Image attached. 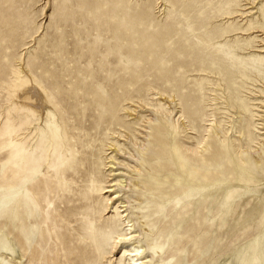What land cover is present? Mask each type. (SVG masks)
Returning a JSON list of instances; mask_svg holds the SVG:
<instances>
[{
  "label": "rangeland",
  "instance_id": "1",
  "mask_svg": "<svg viewBox=\"0 0 264 264\" xmlns=\"http://www.w3.org/2000/svg\"><path fill=\"white\" fill-rule=\"evenodd\" d=\"M229 51L264 55V0H0V264H129L127 224L146 264H264V97Z\"/></svg>",
  "mask_w": 264,
  "mask_h": 264
},
{
  "label": "bare ground",
  "instance_id": "2",
  "mask_svg": "<svg viewBox=\"0 0 264 264\" xmlns=\"http://www.w3.org/2000/svg\"><path fill=\"white\" fill-rule=\"evenodd\" d=\"M218 46H219V48H221L223 46V44H218ZM224 54L230 60L235 59L234 63H238L239 65H241L244 68V69L242 68L244 70L243 71V77H244V79L246 81L247 80H252L254 83L260 84L259 87L258 86L255 87L256 91L253 94H255L256 96L264 97V55H250L248 57H236L230 51L229 52H224ZM166 72H167L166 68H163L162 77L167 75ZM253 78L255 80H253ZM227 90L229 91V93H231L233 91L232 94H231V98L228 100V103H232L235 106V108H237V110L239 112L238 114H242L243 112H245V110L247 109V104L242 102L241 98H239V94L237 93V91L233 90V89H230V87H227ZM18 97L21 100H24V99L28 100L26 102L29 104V106L33 107L34 110H39L41 112L42 116L46 115L45 114L46 113V107H45L44 94L42 93V91L40 89V84L37 81H32L31 80L30 84H29V86L27 88H25L23 90L21 89L20 91H18ZM253 99H257V98L253 97ZM193 101H195V99ZM259 104H261V106H258V104L257 105H252V106H254V107H256L257 109L260 110V111L259 110H255L254 113H255L256 117L258 118V121L261 122L259 124V128L262 127L260 130H264V105H263L264 103L262 101H259ZM186 105H187L186 106L187 109L190 110V114H191L190 117L192 118V120H196V116L198 115V113H197V109L198 108L196 109V107H194L193 103H191L190 106H188V104H186ZM193 107H194V109H193ZM163 115H167V113L164 112ZM50 127H51L52 130L56 129V127H54L53 124H50ZM248 127H249L248 122L244 121V125L242 127V130L247 129ZM242 130H241V128H239V132H242ZM259 136H260V140H259L258 144L261 145L262 143H264V133L263 134L261 133ZM257 137H258V135H257ZM165 142H166V139H165ZM258 150L259 149L257 148L254 151H258ZM136 185L137 184L134 183V186H136ZM114 186L115 185L109 186L108 189L105 191V193H111V192L114 193V195H113L114 198L113 199H114L115 202H117L119 200V197H120L119 196V191L112 190L110 188V187H114ZM109 201L107 202V208L109 206ZM204 209H206V208L203 207V210ZM203 210H202V212L199 213L200 216H202L205 221H209V214L208 213H204ZM254 210H256V209H247L246 208V209H242V212H241V214H243V219H247L248 220L247 221L248 225H247V223H246V225L249 226V228L250 227L252 228L251 225H253L252 223H249V222L250 221L252 222V220L254 218L253 217L254 214H255ZM124 212H126V209L122 211V213H124ZM217 214L220 216V215H222V212L219 211V212H217ZM255 217H257V216H255ZM123 221H125V219ZM254 222L255 221H253V223ZM211 223H212L211 229H213L214 227H221L223 230H225L228 233L227 234V233L224 232L225 233V235L223 234V239H224V237L230 235L229 231L235 232L236 229H239V227H240L239 225L241 224V220H240V218L236 217V218H232V219H226V221H224V219H222V220H214V221H211ZM127 225L129 226V229L127 230L129 232L127 234L117 235L116 236V242L117 243L115 242L116 243L115 245H117V244H121V245L127 244L128 246H130V249H124L123 254H122L123 258L127 259L129 264H146V262H148V261L145 259L146 256H143L144 255V251H143L142 247L139 244H137V245L133 244L135 242L136 235H135L134 231H131V226L132 225H129V224H127ZM241 228H242V225H241L240 229ZM228 229H229V231H228ZM243 229H245V228H243ZM214 235L215 234H212V236H214ZM246 236H248V235H246ZM223 239H222V241H223ZM130 242H132V243H130ZM121 245H119V246H121ZM208 247H209V249L212 248V246H210V245H208ZM205 249H206V252L210 251L207 248H205ZM193 250L194 251L198 250L196 245H194ZM249 255L251 257V258H249L251 260V263L254 262V260H257V262L259 264H263L259 255H256V256L255 255H251V254H249ZM191 256H192V254H191ZM144 259H145V261H144ZM188 260H187V262H188ZM232 262H234V261H232Z\"/></svg>",
  "mask_w": 264,
  "mask_h": 264
}]
</instances>
